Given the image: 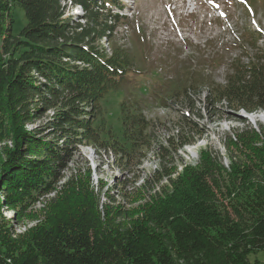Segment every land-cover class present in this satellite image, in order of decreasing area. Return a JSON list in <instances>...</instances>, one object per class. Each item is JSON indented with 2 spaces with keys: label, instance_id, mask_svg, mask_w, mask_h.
Segmentation results:
<instances>
[{
  "label": "trees",
  "instance_id": "1",
  "mask_svg": "<svg viewBox=\"0 0 264 264\" xmlns=\"http://www.w3.org/2000/svg\"><path fill=\"white\" fill-rule=\"evenodd\" d=\"M68 3L84 8L77 17L84 22L71 26ZM119 3L0 0V264H264L250 258L264 251V124L240 118L244 125L226 136L229 164L206 148L196 164L182 160L178 170L179 149L203 133L194 113L264 111L261 37L242 44L243 56L229 62L222 83L193 74L173 90V105L193 114L181 112L168 143L126 101L117 135L106 127L103 100L123 88L129 70L138 72L132 51L114 42L122 15L111 6ZM17 6L26 24L16 34ZM155 143L160 164L138 174ZM83 145L116 155L120 187L133 173L136 206L117 203L103 180L95 187L91 168L70 166ZM37 203L41 222L13 237L12 224L36 217ZM2 207L15 215L8 219Z\"/></svg>",
  "mask_w": 264,
  "mask_h": 264
},
{
  "label": "rangeland",
  "instance_id": "2",
  "mask_svg": "<svg viewBox=\"0 0 264 264\" xmlns=\"http://www.w3.org/2000/svg\"><path fill=\"white\" fill-rule=\"evenodd\" d=\"M119 1L123 6L120 11L124 14L118 22L114 42L132 51L134 64L131 67L138 72L129 70L131 76L123 88L111 92L103 100L106 127H112L117 135H121L122 131L121 102L126 101L141 108L145 116L156 124L157 138L164 144L168 143V136L181 127V112L193 114L189 107L181 109L182 107L173 105L172 93L176 87L188 83L193 74L206 75L210 80L222 83L229 69V62L243 56L242 44L247 43L248 38L255 41L261 37L258 44L264 48V0ZM70 7L71 4L68 3L67 14L74 16L71 26L84 22L77 18L85 13L81 6ZM111 8L113 12L119 11H116L117 6ZM14 18V33L17 34L26 24L24 10L20 6L15 7ZM125 25L129 26L130 31L127 27L124 29ZM101 43L105 47L109 46L105 41ZM207 86H203V93L207 91ZM166 99L169 100V105L163 103ZM196 105L195 110L199 111L203 103L197 100ZM260 115L263 116L264 111L251 114L243 111L238 114L204 113L203 116L194 113L193 120L199 122L203 133L194 144L179 149L178 170L181 171L184 167L182 160L185 164H196L206 148L218 152L224 163L229 164L225 145L227 134H233L235 127L244 125L240 118L245 117L254 127L259 122L264 124V118L258 117ZM253 117L256 119L253 120ZM157 147L158 143L149 147L141 165L142 172L137 171L138 174L152 173L160 164ZM78 149L74 162L70 164L72 168H91L93 185L100 186L103 180L106 192H110L117 203L123 204L125 208L138 204L132 203L135 200L131 183L134 180L133 173H125L127 180H130L127 187L117 185L118 179L125 178L115 154L102 152L101 156L90 145H83ZM70 172L71 170L66 171L65 174L69 175ZM141 182L142 179L136 186ZM166 182L163 179L160 184ZM42 207V203H37L31 209L36 217L24 216L20 223L12 224V232L15 233L13 237H18L41 222L45 216ZM1 210L8 219L15 215L7 207H2ZM250 258L264 260V251L256 252Z\"/></svg>",
  "mask_w": 264,
  "mask_h": 264
},
{
  "label": "bare ground",
  "instance_id": "3",
  "mask_svg": "<svg viewBox=\"0 0 264 264\" xmlns=\"http://www.w3.org/2000/svg\"><path fill=\"white\" fill-rule=\"evenodd\" d=\"M260 119H263L264 118V115L262 116V115H260V116H258ZM254 119H256L255 117H253V120Z\"/></svg>",
  "mask_w": 264,
  "mask_h": 264
}]
</instances>
